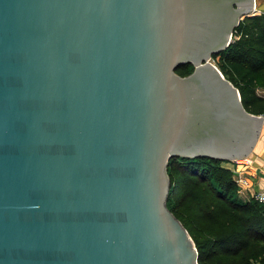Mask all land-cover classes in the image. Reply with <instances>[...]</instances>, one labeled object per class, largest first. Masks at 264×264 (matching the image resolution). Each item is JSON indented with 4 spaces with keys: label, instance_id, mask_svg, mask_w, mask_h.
<instances>
[{
    "label": "water",
    "instance_id": "water-1",
    "mask_svg": "<svg viewBox=\"0 0 264 264\" xmlns=\"http://www.w3.org/2000/svg\"><path fill=\"white\" fill-rule=\"evenodd\" d=\"M254 3L0 0V264H200L167 163L253 151L212 54Z\"/></svg>",
    "mask_w": 264,
    "mask_h": 264
},
{
    "label": "trees",
    "instance_id": "trees-1",
    "mask_svg": "<svg viewBox=\"0 0 264 264\" xmlns=\"http://www.w3.org/2000/svg\"><path fill=\"white\" fill-rule=\"evenodd\" d=\"M222 74L238 88L244 108L264 113V12L244 16L229 44L212 54ZM193 65L175 72L186 75ZM230 162L207 156H173L166 205L192 237L200 264L264 263V204L238 193Z\"/></svg>",
    "mask_w": 264,
    "mask_h": 264
},
{
    "label": "crops",
    "instance_id": "crops-1",
    "mask_svg": "<svg viewBox=\"0 0 264 264\" xmlns=\"http://www.w3.org/2000/svg\"><path fill=\"white\" fill-rule=\"evenodd\" d=\"M254 5L256 13L264 12V0H255ZM256 92L258 95L263 96L264 88H257ZM244 161L242 163H229L228 167L230 168L232 165L236 172L246 176L248 180L247 187L241 190L240 196L248 198L251 192L264 188V124L253 151Z\"/></svg>",
    "mask_w": 264,
    "mask_h": 264
},
{
    "label": "built area",
    "instance_id": "built-area-1",
    "mask_svg": "<svg viewBox=\"0 0 264 264\" xmlns=\"http://www.w3.org/2000/svg\"><path fill=\"white\" fill-rule=\"evenodd\" d=\"M262 115L264 116V113ZM244 159H246V158H244ZM244 159H241V161L239 159H237L233 162L242 163V162H245ZM230 163H232V162H230ZM230 169L233 173V178H234L235 183L237 185L238 193L240 194L242 189H246L248 180L244 174L236 172L235 169L232 167H230ZM248 198H252V199L256 200L257 202L264 204V188H261L258 191L251 192L250 195L248 196Z\"/></svg>",
    "mask_w": 264,
    "mask_h": 264
},
{
    "label": "rangeland",
    "instance_id": "rangeland-1",
    "mask_svg": "<svg viewBox=\"0 0 264 264\" xmlns=\"http://www.w3.org/2000/svg\"><path fill=\"white\" fill-rule=\"evenodd\" d=\"M212 61H214V63H215L214 58H212ZM215 64H216V63H215ZM239 160L241 161V159H239ZM228 164H229V163H228ZM228 164H226V165L228 166ZM231 167H232V165H231ZM232 176H233V173H232ZM250 264H264V263H260V262L254 260V259H251V260H250Z\"/></svg>",
    "mask_w": 264,
    "mask_h": 264
}]
</instances>
